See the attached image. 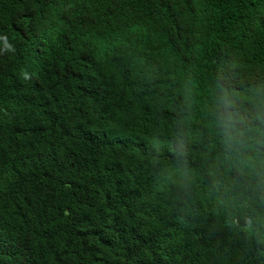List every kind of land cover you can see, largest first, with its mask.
Segmentation results:
<instances>
[{"label": "trees", "instance_id": "16d2710c", "mask_svg": "<svg viewBox=\"0 0 264 264\" xmlns=\"http://www.w3.org/2000/svg\"><path fill=\"white\" fill-rule=\"evenodd\" d=\"M9 43L0 264H264L208 212L234 167L238 198L264 196V0H0ZM225 95L246 129L231 155Z\"/></svg>", "mask_w": 264, "mask_h": 264}, {"label": "clouds", "instance_id": "9594fccd", "mask_svg": "<svg viewBox=\"0 0 264 264\" xmlns=\"http://www.w3.org/2000/svg\"><path fill=\"white\" fill-rule=\"evenodd\" d=\"M15 50V46L9 43L0 50V55L15 52ZM157 67V59L149 57L144 62V68H140L137 73L152 82L156 79L155 70ZM23 78L30 79L27 72L23 73ZM181 103V97L178 94H172L167 99L166 108L180 115L182 113ZM220 104L222 110L219 123L223 132L225 150L230 155L233 150L240 153L246 146V129L240 127L243 117L234 110L233 101L226 95L221 98ZM154 115L157 116L156 112ZM238 162L245 163L242 158ZM261 167V172L264 173V161ZM236 173L234 167L233 171L219 174L209 185L208 212L219 228L229 231L235 238L246 245L248 244L251 249L258 250L264 243V196L259 191L248 195V198H238L239 194L233 192L231 187Z\"/></svg>", "mask_w": 264, "mask_h": 264}]
</instances>
